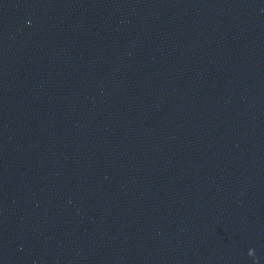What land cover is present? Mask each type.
I'll use <instances>...</instances> for the list:
<instances>
[{
  "label": "water",
  "instance_id": "1",
  "mask_svg": "<svg viewBox=\"0 0 264 264\" xmlns=\"http://www.w3.org/2000/svg\"><path fill=\"white\" fill-rule=\"evenodd\" d=\"M0 264H264V0H0Z\"/></svg>",
  "mask_w": 264,
  "mask_h": 264
}]
</instances>
